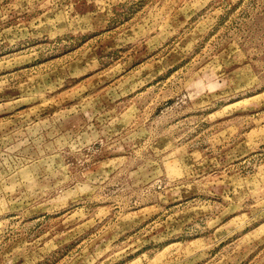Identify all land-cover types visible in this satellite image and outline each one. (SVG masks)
I'll use <instances>...</instances> for the list:
<instances>
[{"label": "rangeland", "instance_id": "1", "mask_svg": "<svg viewBox=\"0 0 264 264\" xmlns=\"http://www.w3.org/2000/svg\"><path fill=\"white\" fill-rule=\"evenodd\" d=\"M0 264H264V0H0Z\"/></svg>", "mask_w": 264, "mask_h": 264}]
</instances>
